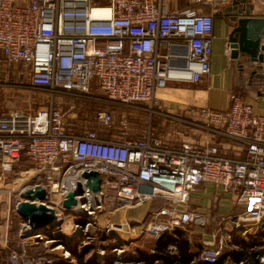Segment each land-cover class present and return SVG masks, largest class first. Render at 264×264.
Returning <instances> with one entry per match:
<instances>
[{
    "label": "built area",
    "instance_id": "obj_1",
    "mask_svg": "<svg viewBox=\"0 0 264 264\" xmlns=\"http://www.w3.org/2000/svg\"><path fill=\"white\" fill-rule=\"evenodd\" d=\"M252 1L261 6L264 17V0ZM95 2L0 0V69L50 95L49 105L33 114H0V180L26 162L38 182L22 188L21 194L41 185L47 190L44 203L59 192L60 206L81 181L84 193L76 196L78 205L88 202L87 192L97 197L93 212L86 214L89 218L107 204L124 209L164 199L167 205L153 214L145 229L155 239L188 226L204 227L205 218L190 210L188 202L198 186L212 183L234 195L238 212L221 218L212 239L203 242L198 260L216 263L227 251H239L245 253L241 260L228 255L224 264H264V114L243 96L232 93L226 110L187 109L240 142L245 152L240 157L222 153L216 144L191 140L170 147L152 126L133 135L126 120L115 127L114 115L106 109L96 115L103 128L74 132L56 102L59 95L76 97L96 86L114 101L161 107L160 94L169 81L199 83L211 74L216 14L230 0H185L209 5L210 12L201 5L182 8V0ZM95 9L110 14L95 16ZM231 52L228 47L229 57ZM254 64L253 75L262 78L258 93L264 96V65ZM86 171L100 173V192L88 188ZM5 191L0 186V192ZM46 205L62 222L59 210ZM20 220L17 249L11 247L9 231L0 235V243L10 249L12 264H38L29 247L45 242L56 226L31 235L30 221ZM85 225L77 224L76 232L87 229ZM236 237L255 244L244 249L234 242ZM115 250L114 256L125 252ZM254 251L258 253L253 257Z\"/></svg>",
    "mask_w": 264,
    "mask_h": 264
},
{
    "label": "rangeland",
    "instance_id": "obj_2",
    "mask_svg": "<svg viewBox=\"0 0 264 264\" xmlns=\"http://www.w3.org/2000/svg\"><path fill=\"white\" fill-rule=\"evenodd\" d=\"M95 1L98 0H92V4H95ZM244 1H247L249 8L252 7V0ZM239 4V0H230L226 4V13L236 14L237 12L235 11H237V5ZM241 8L243 11V5ZM9 74V77L5 78L6 74L3 73L2 76L4 78L1 77L2 79H0L1 85H3L0 86V114L15 110L33 114L49 105L50 95L47 92L32 87L27 79L17 77L12 71ZM160 96L163 97L162 94ZM56 102L62 105L69 127L74 132L103 128L96 122L97 113L103 109L112 112L115 118V127H119L124 120L128 121L133 135L141 134L152 126L153 130L158 128L162 136L172 138L180 127L174 119L170 120L167 118L168 110L163 106V103L159 108L151 107L144 103H121L108 98L96 86H93L90 92L76 97L59 95L56 98ZM33 174L32 165L20 162L14 172L0 180L1 188L6 190L5 192H0V235L9 231V236L12 240L11 247L15 249H17L16 239L18 237L16 236L21 222L17 213V204L26 198L25 194H21V189L38 182L33 177ZM50 197L46 203L55 206L59 210L63 221L47 234L45 242L43 241L39 245L29 247V255L34 257L38 264H56L60 260L77 263V260L72 259L70 252L65 248V242L78 244L79 252L83 250V247L91 246L89 252L85 255V259H96L101 264H121V261H119L120 257L127 260L123 261V263H127L136 254L138 247L151 249L154 245L155 238L148 231H145L148 223L153 220L152 214L147 215L144 221L139 224L141 228L133 230V227L137 224H132L130 221L127 224L128 222L125 218V212L129 207L121 209L112 215V211L118 205L110 206L107 204L104 209H97L92 218H89L87 215L73 212L71 208L67 209L60 206L58 204L61 201L59 192L52 193ZM81 218L87 220V224L84 227L87 226L88 228H83V230L76 232V225L80 224ZM121 225L124 228L122 230L117 228ZM218 227V223H215L208 225L206 228L188 226L183 230L186 232L189 230L195 231L193 238L196 236L198 239V250H201L203 248L202 240L204 234L212 238ZM140 230H142L141 235ZM199 231L202 233H198ZM52 232H56V237L53 238L50 235L53 234ZM47 240L48 242H46ZM0 246L6 251L0 257V263L9 262L10 249L2 243H0ZM117 248L125 249V252L121 256H114V253L117 254L115 250Z\"/></svg>",
    "mask_w": 264,
    "mask_h": 264
},
{
    "label": "crops",
    "instance_id": "obj_3",
    "mask_svg": "<svg viewBox=\"0 0 264 264\" xmlns=\"http://www.w3.org/2000/svg\"><path fill=\"white\" fill-rule=\"evenodd\" d=\"M251 2L252 7L249 8L247 1L239 0L240 4L237 5L238 9L235 11L237 12L236 14H227L226 5L216 14V39L214 42L213 55L211 57V74L204 77L199 83L169 81L167 87L161 92L163 95V97H161L163 106L168 110L167 118L170 120L174 119L177 125L180 126L179 130L176 131L175 136L172 138H167L164 135L163 137L161 131L157 128L158 134L165 138L168 146H179L181 141L191 140L201 145L216 144L220 147L222 153L230 156L240 157L245 154L244 146L236 140L229 139L224 134V128L217 129L209 126L195 113L187 109L189 106H196L209 107L215 110H226L230 107L231 94L235 93L236 89L240 87L244 95L243 97L254 106L257 112L264 114V96L258 93V83L262 79L258 81L256 77L260 76L253 75L256 64L245 63L243 67L240 65L238 66L237 62L233 60L231 56L229 57L227 55L229 34L239 17L247 15L263 16L261 6L254 1ZM242 5L244 7L243 11L241 8ZM3 73L6 74L5 78L10 75L6 70L3 71V69H0V79L4 78V76H2ZM0 86H3L1 82ZM166 205V200L155 199L154 201L145 202L129 208L125 212L126 221L137 224L133 227V230H136V228H141L139 224L144 221L147 215H153ZM188 207L190 210L201 214L205 218L207 224L203 228H206L208 225L219 223L221 218L238 212V208L234 204V195L223 192L220 186L212 183H203L191 192ZM119 210L121 209H115L111 214L113 215ZM127 224H129V222ZM123 225L125 226V224ZM117 228H120V230L124 229L121 226ZM140 231L141 235L142 230ZM198 233L202 232L199 231ZM194 234L195 231L189 230L186 232L188 239L192 243V253L198 258V239L196 236L193 238ZM211 239L209 235L204 234L202 244L205 240ZM156 240L157 239H155L154 245L151 248L152 251H154ZM172 252H177V250ZM157 264L162 263L158 262Z\"/></svg>",
    "mask_w": 264,
    "mask_h": 264
},
{
    "label": "water",
    "instance_id": "obj_4",
    "mask_svg": "<svg viewBox=\"0 0 264 264\" xmlns=\"http://www.w3.org/2000/svg\"><path fill=\"white\" fill-rule=\"evenodd\" d=\"M231 48V58L243 67L245 63H259L264 65V17L262 16H240L235 23L228 38ZM255 73V72H253ZM83 177L87 179L88 188L98 193L101 191L102 179L98 171H86ZM84 188L82 182H78V190L70 191L62 204L70 209L78 205L77 195H82ZM25 200L17 204V213L24 220H29L33 231L31 235L45 232L49 226L61 224L57 220L55 210L44 201L47 199V190L41 185L36 189L25 191ZM38 201H41L39 204ZM85 202V200H82ZM86 215L83 213H79Z\"/></svg>",
    "mask_w": 264,
    "mask_h": 264
},
{
    "label": "trees",
    "instance_id": "obj_5",
    "mask_svg": "<svg viewBox=\"0 0 264 264\" xmlns=\"http://www.w3.org/2000/svg\"><path fill=\"white\" fill-rule=\"evenodd\" d=\"M184 1L182 2V8L187 6L198 8L201 5L204 6L206 12L211 11V7L209 5L188 3ZM256 78L258 81L262 79L261 77ZM235 93L244 96L240 87L236 89ZM80 223L85 225L87 220L85 218H81ZM234 242L240 243L244 249H248L255 244L252 242H246L243 239H240V237H236ZM77 245L78 244L76 243L72 244V242L64 243L65 248L72 256V259H76L77 263H73L68 260H60L58 264H101L100 261H97L96 259H85V255L89 252L91 246H85L83 247V250L79 252ZM171 245L176 246L177 252L173 253L169 250ZM192 248V243L188 239L186 231L183 229H176L174 233H165L160 238H158L155 243L154 251L151 249H143L138 247L136 249V256L131 258L127 263H123V261H121V264H157L158 262H161L162 264H224V261L228 255H232L236 261L241 260L245 256V253L239 251H228L216 263L202 262L196 258L194 253H192ZM3 253H6V251L0 246V257L3 255ZM257 253V251L252 252L253 257ZM4 262L5 263L2 262L0 264H12L10 260L9 262Z\"/></svg>",
    "mask_w": 264,
    "mask_h": 264
},
{
    "label": "bare ground",
    "instance_id": "obj_6",
    "mask_svg": "<svg viewBox=\"0 0 264 264\" xmlns=\"http://www.w3.org/2000/svg\"><path fill=\"white\" fill-rule=\"evenodd\" d=\"M109 14H110L109 10H107V9H95L94 10V15L95 16H109ZM84 199L87 200L88 202L80 203L79 205L73 207L72 208L73 212H75V213H83V214H91L93 212L92 209L95 206V203L97 201V197L95 195H93L91 192H87V194L84 197Z\"/></svg>",
    "mask_w": 264,
    "mask_h": 264
}]
</instances>
